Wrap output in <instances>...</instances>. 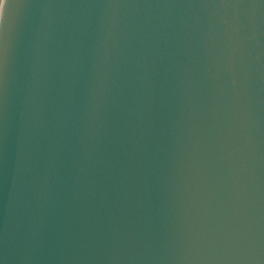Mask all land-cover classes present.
I'll return each instance as SVG.
<instances>
[{
  "label": "water",
  "instance_id": "obj_1",
  "mask_svg": "<svg viewBox=\"0 0 264 264\" xmlns=\"http://www.w3.org/2000/svg\"><path fill=\"white\" fill-rule=\"evenodd\" d=\"M0 264H264V0H0Z\"/></svg>",
  "mask_w": 264,
  "mask_h": 264
}]
</instances>
